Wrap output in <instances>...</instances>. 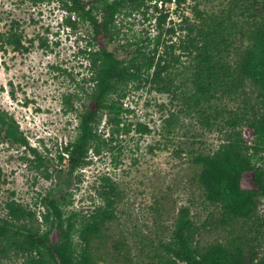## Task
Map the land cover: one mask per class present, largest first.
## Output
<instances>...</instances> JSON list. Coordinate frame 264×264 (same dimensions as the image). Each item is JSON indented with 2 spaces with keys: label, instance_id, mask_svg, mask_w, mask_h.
I'll return each instance as SVG.
<instances>
[{
  "label": "rangeland",
  "instance_id": "1",
  "mask_svg": "<svg viewBox=\"0 0 264 264\" xmlns=\"http://www.w3.org/2000/svg\"><path fill=\"white\" fill-rule=\"evenodd\" d=\"M260 5L250 0L168 4L166 28L175 33L165 31L162 42L173 46L178 61L166 75L167 90L150 81L129 85L121 99V126L107 123L106 115L99 149L71 171L63 148L78 133L82 107L73 97L74 110H68L64 97L92 86L89 27L53 0H0V32L17 33L25 46L15 49L0 40V112L13 118L27 141L14 140L0 128L2 215L5 204L16 200L42 218L49 199L64 198L66 212L82 216L104 205L103 191L115 185L116 217L94 243L98 264H165L164 245L184 208L201 245L229 241L232 227L222 223V208L207 200L195 157L214 153L240 129L230 117L256 103L257 89L248 81L236 93L195 106L189 100L196 92L189 69L193 57L185 52L188 24L182 20L187 14L190 22L212 28L216 39L227 40L229 51L221 58L233 65L249 44L246 29L261 15ZM131 22L142 36L157 34L155 19L136 13ZM258 212L264 215V200ZM233 227L242 235L249 225L240 220ZM25 261L15 253L0 255V264Z\"/></svg>",
  "mask_w": 264,
  "mask_h": 264
},
{
  "label": "trees",
  "instance_id": "2",
  "mask_svg": "<svg viewBox=\"0 0 264 264\" xmlns=\"http://www.w3.org/2000/svg\"><path fill=\"white\" fill-rule=\"evenodd\" d=\"M53 1L63 5L70 17L77 15L86 22L93 41L91 88L64 97L68 110H74L73 97L82 107L78 133L63 148L75 171L87 163L90 151L99 149L103 139L99 126L106 115L107 123L121 126V99L129 85L150 81L160 85L159 91L167 90L166 75L178 61L171 52L173 46L162 42L165 31L175 33L173 27L166 28L171 13L167 5L180 7L187 0ZM250 1L261 4L263 10L246 29L249 44L233 65L221 58L229 51L228 41L216 39L212 28L194 24L183 14L182 22L188 24L185 52L193 57L189 69L196 89L189 100L201 106L219 95L222 98L244 89L248 81L256 87L257 96L256 103L230 117L229 123L240 129L214 153L195 157L205 196L222 208L221 221L232 227V238L201 245L190 210L184 208L171 241L164 245L165 264H264V215L258 212L264 200V0ZM136 13L155 19L157 34L142 36L135 31L131 19ZM2 39L15 49L25 47L17 33L0 32ZM0 128L8 137L27 144L13 118L3 112ZM2 183L0 170V188ZM116 192V186L110 185L102 193L105 204L82 216L76 211L67 213L64 198L49 199L42 218L16 200L7 202L6 214L0 212V255L25 256V264H98L94 243L104 238L116 217ZM240 220L249 228L236 235L233 226Z\"/></svg>",
  "mask_w": 264,
  "mask_h": 264
}]
</instances>
